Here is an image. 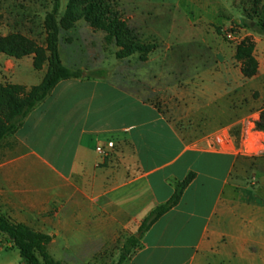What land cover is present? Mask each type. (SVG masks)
I'll return each mask as SVG.
<instances>
[{
	"label": "crops",
	"instance_id": "0c3cea01",
	"mask_svg": "<svg viewBox=\"0 0 264 264\" xmlns=\"http://www.w3.org/2000/svg\"><path fill=\"white\" fill-rule=\"evenodd\" d=\"M207 23L185 21L181 39L173 21L131 80L80 67L106 76L60 82L0 144V212L52 237L55 261L87 264L136 235L194 172L124 264H264V196L239 162L242 138L262 119L264 70L247 79L237 47L220 46ZM253 35L264 61V36ZM1 69V84L27 89L47 71L4 54Z\"/></svg>",
	"mask_w": 264,
	"mask_h": 264
},
{
	"label": "trees",
	"instance_id": "16d2710c",
	"mask_svg": "<svg viewBox=\"0 0 264 264\" xmlns=\"http://www.w3.org/2000/svg\"><path fill=\"white\" fill-rule=\"evenodd\" d=\"M52 10L44 20L45 42L40 44L34 39L21 34L0 37V54L21 60L33 57V68L46 74L40 84L27 89L17 84L0 83V143L9 135H14L23 125L28 115L62 81L83 78H104L102 71L85 72L72 70L65 66L60 55V37L62 32L73 30L76 24L85 20L94 30L106 33V42L115 43L118 51L117 60H126L140 54V60L146 62L148 55L156 50V45L146 43L139 34L130 28L115 9L117 0H67L65 13L62 15V0H50ZM3 17L0 15V27ZM254 33L264 36V22H252L247 26ZM254 43L244 40L236 48V60L242 64V72L247 79L258 74L259 63L254 57ZM259 131H264V113L256 124ZM196 179V173L190 172L182 181L174 183V192L170 199L157 206L142 222L138 233L127 239L118 264H124L152 227L162 217L176 208L189 186ZM17 249L24 264H62L55 261L48 253L52 237L36 232L34 229L13 222L0 212V236Z\"/></svg>",
	"mask_w": 264,
	"mask_h": 264
},
{
	"label": "rangeland",
	"instance_id": "374dc122",
	"mask_svg": "<svg viewBox=\"0 0 264 264\" xmlns=\"http://www.w3.org/2000/svg\"><path fill=\"white\" fill-rule=\"evenodd\" d=\"M66 6L67 0H62V15L65 13ZM168 6H181L182 11H168ZM115 9L142 40L155 44L157 48L159 47L158 35H164L173 21H176L178 28L175 33L180 35L181 39L187 37L184 29L185 21L202 25L208 22L209 26L207 23L206 27L213 30L219 38V45L228 46L229 51L236 47L228 40L229 33L241 35L243 41L252 40L253 34L256 33L247 26L252 22H264V0H117ZM51 10L50 0H0V15L3 17L0 36L21 34L44 44V20ZM105 38L106 33L94 30L85 20L80 21L73 30L62 32L60 53L63 64L72 70H80V67L85 70L96 67L114 69L118 77L123 79L126 75L130 80L132 76L136 78L138 74L140 75L141 55H135L133 65L117 61L116 44L107 43ZM255 55L259 67L264 70L261 54L256 51ZM97 71H102L106 76L104 70ZM6 79L8 76L1 69L0 81L3 82ZM136 90L139 92L141 89L136 87ZM11 136L13 135L7 138ZM239 162L246 168L245 180L252 185L257 195L263 197L264 152L239 154ZM131 236H121L110 249L97 255L93 262L87 264H118L123 247ZM0 264H24L18 250L7 243L3 235L0 236Z\"/></svg>",
	"mask_w": 264,
	"mask_h": 264
},
{
	"label": "built area",
	"instance_id": "2783aa9c",
	"mask_svg": "<svg viewBox=\"0 0 264 264\" xmlns=\"http://www.w3.org/2000/svg\"><path fill=\"white\" fill-rule=\"evenodd\" d=\"M228 40L234 44L236 47L239 46L243 39L241 35L229 33L227 35ZM256 51L254 49V57L256 59ZM257 122L255 123L254 127L245 134L242 138L240 145H239V154H251L252 152H264V131H259L256 126ZM229 140L226 141L228 143Z\"/></svg>",
	"mask_w": 264,
	"mask_h": 264
}]
</instances>
